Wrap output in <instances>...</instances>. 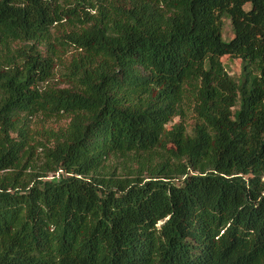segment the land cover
<instances>
[{"label":"trees","instance_id":"1","mask_svg":"<svg viewBox=\"0 0 264 264\" xmlns=\"http://www.w3.org/2000/svg\"><path fill=\"white\" fill-rule=\"evenodd\" d=\"M0 264H264V0H0Z\"/></svg>","mask_w":264,"mask_h":264},{"label":"rangeland","instance_id":"2","mask_svg":"<svg viewBox=\"0 0 264 264\" xmlns=\"http://www.w3.org/2000/svg\"><path fill=\"white\" fill-rule=\"evenodd\" d=\"M56 34H58V31L56 32ZM233 35H234V32H233V27H232V23H231L230 19L224 18L223 38L226 41H230L232 39ZM73 49L74 48H70V51H73ZM224 62H225V65L227 67L228 73L233 78H239L241 76L242 63L239 59H229V60L226 59ZM63 73H64L63 68L61 66H57L51 80H49L47 83L43 84V86L50 85V84L54 85V86H60V87L68 86V84L66 83V79L62 75ZM180 121H181L180 118H176L174 120V122L172 123V125L179 123ZM194 122H195L194 114L192 112H190L185 119V123L189 128H192ZM68 123H69L68 120L62 119V120H58V121H52L48 124V126L56 129L59 127H66ZM125 161H126V159H123V158H113L111 161V164H113L112 166L117 167V169L120 172L121 169L126 165ZM50 178L54 179L55 177H53L51 175Z\"/></svg>","mask_w":264,"mask_h":264}]
</instances>
